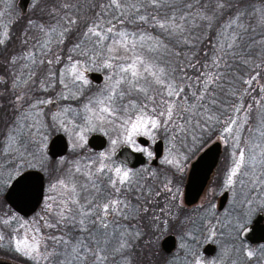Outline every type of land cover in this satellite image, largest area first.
<instances>
[{
    "label": "snow or ice",
    "instance_id": "snow-or-ice-1",
    "mask_svg": "<svg viewBox=\"0 0 264 264\" xmlns=\"http://www.w3.org/2000/svg\"><path fill=\"white\" fill-rule=\"evenodd\" d=\"M85 3L90 6L91 15L83 11L78 0H53L47 23L33 24L30 21V30L35 28L41 37H33L31 41L26 37L24 55L8 61L21 70L11 81L9 98L16 116L5 125L6 131L0 136V158L10 159L12 163L8 167L16 172L22 167L33 166L37 159L45 129L40 117L45 115V106L55 103L54 99L41 98L36 93H46L60 83L69 92L63 98L69 99L75 96L73 88L79 92L89 84L84 72L77 71L78 63L72 55L68 56L71 68L65 67L61 72L54 67L63 63L64 46L73 38L75 42L68 52L83 57L86 64L103 61L102 67L112 70L101 94L90 98L83 106L81 119L85 129L110 125L118 133L117 139L111 141L112 145L127 144L137 152L147 151L137 146V136H152L155 130L163 129L171 131L172 140L177 141L194 135L196 129L211 121L219 124L226 113L217 116L213 112L217 103L214 91L217 88L222 90L225 77L234 71L233 65L248 68L252 63L249 58L259 51L261 63L254 65V69L264 67V33L259 40L249 36L255 29L251 24H244L249 13L241 10L242 0H85ZM257 11L264 26V8ZM2 15L4 13L0 12ZM128 24L137 28L143 25L158 28L162 34L190 50L200 41L197 31H214L216 43L209 41L212 51L204 52L206 63L200 65L201 69L208 71L202 70L196 76L195 85H184V80L189 77L172 75L166 66L159 65L156 55H150H158L161 48L168 51L163 41L146 32L129 31ZM10 38L8 31L0 32V46H5ZM187 63L196 68L191 59H187ZM45 71L47 75H44ZM70 71L74 73L71 77ZM259 75L257 72L243 83L251 87ZM4 83L0 77V84ZM190 86L195 90L189 99L187 89ZM233 94H236L235 90ZM261 109L264 110V103H261ZM231 110L240 113L245 108L234 103ZM71 112V108H64L53 113L51 119L63 127L68 122L67 114ZM248 123L247 115L242 119L229 116L221 133L226 143L232 142L236 157L227 175L226 186L239 185L240 191L245 193L239 200L240 217L235 221L223 218L218 221L221 227L233 230L240 227L245 206L249 213L257 201L264 207V119L256 128H248ZM242 130L250 134L249 140L245 141L240 135ZM257 132L260 142L254 143ZM241 144L247 146L241 147ZM110 159L109 155L101 153L96 161L90 162L87 172L78 167L76 171L86 178L84 184L59 181L68 198L58 209H52L57 219L48 227L65 226L69 228L68 232L47 237L50 245L37 236L32 237L31 243L19 241L16 251L36 264L40 261L46 264H106L109 251L126 254L125 250L132 247V233L121 228L119 220L113 218L129 219L126 209L131 203L126 192H139L146 202L153 192L151 188L145 191L146 186L138 179L139 173L120 167L113 169L106 163ZM164 163L182 170L175 159L166 158ZM4 170V160L0 159V183L4 181ZM11 176L10 172L9 178ZM101 177H107L112 191L103 186ZM163 191L171 193L172 189L165 184ZM154 195L159 196L160 190ZM228 216L231 217L232 213L228 212ZM2 222L9 223L8 220ZM216 227L209 225L210 237L216 235ZM72 229L76 230V235L71 234ZM135 236L139 238L140 233ZM113 240L117 241L118 247H112ZM42 243L45 244L43 249L40 248ZM241 255L251 261L257 253L248 250L241 251ZM194 264H201L200 259H194Z\"/></svg>",
    "mask_w": 264,
    "mask_h": 264
},
{
    "label": "rangeland",
    "instance_id": "rangeland-1",
    "mask_svg": "<svg viewBox=\"0 0 264 264\" xmlns=\"http://www.w3.org/2000/svg\"><path fill=\"white\" fill-rule=\"evenodd\" d=\"M1 5L3 6L0 8V12H3L4 15L0 16V32L2 31H8V33H11V25L14 22V19L18 18L19 13L16 10V5L18 3V0H0ZM262 7L264 8V2L262 4ZM28 8L31 9V14L28 18H26V23L30 27V21L33 24H44L45 22V12L49 11L47 7H41L39 6V3L37 1H32L28 5ZM36 8V9H35ZM18 13V15H17ZM32 32L34 34H23L22 35V41L21 44L23 45V49H21V54L24 55L25 51V44L24 40L27 37L30 41L33 37H41V34L35 29L32 28ZM13 43L14 46L17 44ZM72 42H75L73 40ZM72 42H66V45L64 46V51L62 52V59L63 63H60L61 65H64L65 67L71 68V61L68 60V56L72 55L75 59V61L78 63L77 71H83L84 75L86 71H94L98 73H102L104 75V80L102 84L100 85H93L89 82L87 86H83L82 90L77 92L75 88L72 89V92L75 93L74 97H70L69 99H60L61 101L66 100L67 103L61 102L59 105V109L55 112L51 109V104L44 107L43 111L45 113L44 116L40 117L41 121L45 125L44 129V136L42 137V143L40 145V150L37 155V159L33 161V166H26L19 169V172L14 171L12 168L8 167L9 164L12 163L10 159L0 158L4 160L5 164V170H4V181L0 183V237L3 239H0L1 245L5 246L7 249H9V253L5 250L3 251V257L5 259H9L12 261L20 262L23 264H36V261L29 259L28 257L24 256L21 253H18L16 251V246L19 241L27 240L29 243L32 242V237L37 236L41 238L42 240H45L47 244H51L50 240H47V237L55 233L56 235H61L62 233H65L67 230L65 226H59L58 228H50L48 227V224L53 223L57 217L53 214L52 209H58L59 206L63 203L65 199L68 198V194L65 191L63 186L59 185V181L62 180H69L72 182V184H84L86 181L85 176H83L80 172H77L76 169L79 167L82 169L83 172H87L89 170L88 165L90 162L96 161L97 158L100 156L101 153H105L111 157L109 161H106L110 165L111 168L120 167L121 169H126L132 172L139 173V180H154L158 179L156 181V185L153 187L157 188L160 187L164 188L165 184H168V186L172 189L171 193H175L178 190L175 188V177L177 176V173L184 177L186 176V173L189 168V163L191 162V159L189 161L190 156L193 154L194 151H196L199 148L198 153L205 147H207L209 144H211L214 141H220L222 145V155L220 158V163L217 167L216 173L212 177V180L205 190V196H203V200L200 202V204L209 203V201L214 197H216V203L213 206L206 207L211 210L210 215L216 216V219L214 222L205 223L210 225H220L218 222L219 219H232L235 221L238 219L241 215L239 208V200L243 198L245 193H242L240 191L239 185H234L233 188H228L226 186V179L227 175L229 173V170L233 167V161L236 159V157L233 155L234 152V146L232 145L231 141H228L227 143L222 138V129L218 134H215L213 137L212 134V140H210L205 146H202L198 144L199 142L194 140V144H179V140L173 141L172 140V132L171 131H164L163 129L155 130L152 136H145L140 135L141 137L146 138L149 141V145L147 147H142L137 143V138L140 136H137L136 144L141 149H147V151H139L146 156L147 159L153 158V142L156 139H161L164 144V151L163 155L159 159V166L157 167H150L148 166H141L140 168L131 169L128 168L125 165L119 164L115 162L113 155L115 151L121 147L122 145H127L120 143L116 146H113L111 141L113 139H117L118 133L117 131L113 130L112 126L110 125H104L103 127H97L93 130H86L84 126V122L81 119V116L83 115L82 109L83 106L88 103V100L93 97H98L102 90L105 89L107 83H108V76L112 75L111 69H105L102 67L103 61H100L98 63H90L86 64L83 57L76 56L74 53H70L67 51V49H70L72 46ZM7 43V42H6ZM28 47H31V44L28 45ZM57 51H60L58 49ZM24 63H28L25 61ZM10 63H7L6 66L11 71L10 76L8 77V83L6 81L5 76L0 77L3 78L5 81V89H2L0 86V136L6 131L5 125L10 124L11 120L16 116V113L14 112L13 108L11 107V81L15 74L20 72V68H14L9 67ZM11 66V65H10ZM3 68H5L3 66ZM64 69H61V72ZM264 73V70L262 71ZM45 75V73H44ZM74 75L70 71L69 77ZM256 75V74H254ZM253 75V76H254ZM258 77V76H257ZM260 77H264L263 74L259 75ZM86 78V77H85ZM257 83L255 84V87L259 91L262 90L264 86V80L256 78ZM4 84H2L3 86ZM186 85V83H184ZM60 87L63 88V86L60 84ZM55 89V87H51L49 89V92H51ZM64 89V88H63ZM64 96L69 95L68 90L64 89ZM191 90V88H190ZM89 94H86V93ZM42 93V94H41ZM44 92H37L36 95L43 97ZM154 94V93H153ZM51 98V97H50ZM65 101V102H66ZM18 107V105H17ZM152 105L149 104V108H151ZM64 108H71L72 112L67 114V123L62 127L60 124L55 123L51 117L53 113H57L61 111ZM246 116L245 114L239 115L237 113L234 114V118L241 117V119ZM249 116V114H248ZM261 118H259V122L256 123V125H259L261 122ZM31 122V121H29ZM179 123V121H178ZM256 125H251L250 123L247 124L248 128H256ZM62 133L69 145V153L71 155L69 157H62L58 158L56 160H52L46 153L47 145L50 141V138L57 134ZM92 134H101L106 137L107 139V146L104 150L96 152L91 150L87 146V139ZM240 135L243 137L245 141L249 140V133L245 130H242ZM256 139L253 141L254 143H259V133H255ZM81 137H83L81 139ZM194 138V136H193ZM192 138V140H193ZM201 143V142H200ZM129 146V145H127ZM246 144H241V147H246ZM130 147V146H129ZM132 149V147H130ZM196 148V150H195ZM133 150V149H132ZM134 151V150H133ZM148 153H151V156L148 155ZM197 153V154H198ZM196 154V155H197ZM194 155V154H193ZM195 155V156H196ZM194 156V157H195ZM168 159H175L178 164L182 166V170H178L175 166L169 165L164 163V160ZM55 161V162H53ZM24 170H38L42 172L45 176V200L44 205L38 210V212L31 217L29 220H23L16 218L14 212L7 206L3 199V194L5 193V190L13 180L15 176H17L20 172ZM12 173L11 178H9V173ZM110 175H113V178H115L114 174L109 173ZM101 183L103 186L109 187V181L107 177H101ZM170 182V183H169ZM56 186V187H53ZM71 186V185H70ZM110 188V187H109ZM159 188V189H160ZM110 191L111 188H110ZM228 191L229 198L227 201V204L222 212H217L216 206H217V198L224 192ZM235 191V195H234ZM126 193H134V192H126ZM125 193V194H126ZM139 193V192H138ZM91 198V197H89ZM199 204V205H200ZM202 206V205H201ZM201 206H196L195 208L198 210ZM247 206H245V213L243 215V219L240 221V227L233 230L230 229L232 237H235L238 239V234L240 230L248 225L251 220L254 218V216L257 213L264 214V207L260 205V201L256 202V206L253 208V210L249 213L246 211ZM237 209V210H236ZM228 212L232 213V216H228ZM113 219L119 220L120 227L124 228L122 226L123 219H120L118 217H114ZM8 220L9 223L5 224L2 221ZM42 221V222H41ZM73 235V234H72ZM203 239V240H202ZM133 242L136 241V238L132 239ZM116 242V240H113ZM200 244H204L205 242H216V235L214 237H210L209 234V228H206L205 232L202 234V236L199 238ZM113 243V242H112ZM45 247V244H41L40 248L43 249ZM113 247V246H112ZM118 247V245L116 246ZM238 250V249H237ZM252 250L257 253V255L252 259L258 262L256 264H264V251L262 246L258 247H250L247 244H243L242 247L239 248L238 251H248ZM232 252V251H230ZM116 255H119V258H116ZM242 256V255H241ZM243 257V256H242ZM200 259L201 264H221L223 262H228L231 264V255L227 253L223 248L219 247V250L217 249L216 254L212 257H203L199 255L198 253L195 254L193 258V264L194 259ZM119 259V260H117ZM243 260L246 261L245 264H252V260L248 261L246 257H243ZM40 264H46L45 261H40ZM106 264H138V259L135 261H130L129 259H125L124 256L121 257V254L119 253H113L109 251L108 253V260ZM233 264V263H232Z\"/></svg>",
    "mask_w": 264,
    "mask_h": 264
},
{
    "label": "flooded vegetation",
    "instance_id": "flooded-vegetation-1",
    "mask_svg": "<svg viewBox=\"0 0 264 264\" xmlns=\"http://www.w3.org/2000/svg\"><path fill=\"white\" fill-rule=\"evenodd\" d=\"M46 67L47 66L45 65V68ZM54 67L56 69H59L60 71L61 69L65 68V66L61 64H56ZM90 72H94V71L85 72L86 79H88L87 74ZM45 75H47L46 71H45ZM88 81L92 83L93 85H100V84H96L90 79H88ZM64 91L65 90L60 87V83H56L55 89L53 88L51 92L48 91L46 93L45 92L43 93V97H51L52 99L55 100V103H54L55 107H53V105L51 104L52 111L56 112L59 109V105L61 104V102L67 103L66 100H63V101L60 100L61 98L63 99ZM86 94H89V93L87 92ZM57 134H62V133H57ZM205 148H203L196 156L193 154L190 156L191 158H189V161L191 159V162L189 163V168H190L191 163L196 159V157ZM152 150H153V147H152ZM222 151L223 150L221 147V153H220L218 164L215 167L203 193L201 194L198 201L194 205L188 206L184 201V185L187 180L189 168H188V171L185 177H184V174L183 176H181L177 173V176L175 177L174 185H175L176 190L178 191L175 193L163 192L162 188H160L159 189L161 190L160 195L155 196L153 194V196L148 197V202H146L144 198L140 197V193L138 192L125 194L131 203V207L126 209L129 219L123 220L122 226L128 229V231L132 233V238H131L132 247L130 249H126L125 250L126 254H121V257L124 256L125 259H129L130 261H135L136 259H138V264H193V258L196 253H198L199 255L205 258L206 257L208 258V257H212L213 255H215L217 249L219 250V247H221L227 253L231 255V259H229L231 261V264L232 263L233 264H245L246 261L243 260V257L241 256L240 251H238L239 248L242 247L244 243L250 247L262 246L263 251H264V244L251 245L250 243L241 239L240 237L242 230L248 225H250L253 219L259 213H257L254 216V218L251 220V222L248 225H246L240 230L238 234V239L230 236L231 231L229 228L221 227L220 225H217L216 242H213V243L205 242L204 244H201L199 246L200 244V241H198L199 238L205 232L206 228H209V225H210V224L206 225L205 223L214 222L216 219V216L210 215L211 210L206 208V207L215 205L216 197L215 198L213 197L207 204L206 203L200 204V202L203 200L202 198L203 196H205L204 195L205 190L209 186L212 180V177L216 173L217 167L220 163ZM119 164H122V163H119ZM143 166H148V164L146 163ZM157 166H159V161H158ZM26 171H29V170H24L20 172L17 176L13 178V180ZM44 180H45V176H44ZM45 187L46 186L44 185V193H43V198H42L40 205L38 206L36 211L29 216H23L19 214L14 209H12L6 203L5 200L4 201L7 204V206L14 212L16 218L23 219V220H29L44 205L43 203H44L45 195H46ZM225 192H227V200H226V203L223 209L219 210L218 209L219 200H220V197ZM4 194H3V199H4ZM228 198H229L228 191H224L217 198V206H216L217 212H222L224 210L227 204ZM197 205L198 206L202 205V206L200 207V209L197 210L195 208ZM145 208L148 209L147 212L144 211ZM262 215L264 216V214ZM66 229L67 230L65 231L68 232L69 228L67 227ZM137 232L140 233L139 238H136L135 236V233ZM71 234L76 235L77 234L76 230L72 229ZM167 237H172V242L169 244L167 243L164 246V240ZM134 238H136L135 242H133L132 240ZM112 242H113L112 246L113 248H115L118 245V243L117 241L116 242L112 241ZM182 244L184 245V247H181ZM207 246H211L214 248L211 254H208L206 252L205 249ZM4 250L8 253L10 252L9 249H7L5 246H2L0 242V261H7V262L15 263V264H23L20 262H16L15 260L12 261L9 259H5L2 256L3 255L2 253ZM119 257H120L119 255H116V258H119ZM257 262L258 260L257 261L252 260V264H256ZM221 264H229V263L223 262Z\"/></svg>",
    "mask_w": 264,
    "mask_h": 264
},
{
    "label": "trees",
    "instance_id": "trees-1",
    "mask_svg": "<svg viewBox=\"0 0 264 264\" xmlns=\"http://www.w3.org/2000/svg\"><path fill=\"white\" fill-rule=\"evenodd\" d=\"M32 1L37 0H30V3ZM78 2L82 5L83 11L86 12L88 15H91V12L89 11V5L85 3V0H78ZM264 0H242L243 7L242 11H247L249 14L244 18V24L249 25L251 24L252 28L255 29V31H250L249 36L254 37L255 39L259 40L261 38V33H264V26L260 23V13L257 11L258 9H262V4ZM39 6L41 7H47L48 10H50L53 7V0H38ZM3 6L0 3V8ZM31 9L28 8L25 15L21 13L18 6L16 5V10L19 13L18 18L14 19V22L11 25V33H10V39L7 41L5 46H0V74L1 76H5L6 81L8 83V77L10 76L11 71L8 69L6 64L8 63L9 59L12 57H19L22 56L21 49H23V45L21 44V39L23 34H34L32 31V28L30 30V27L26 23V18L29 17L31 14ZM36 9V8H35ZM199 9H194V11H197ZM17 13V15H18ZM45 22L49 21L48 17V11L45 12ZM225 20L227 17L224 18ZM127 29L129 31H139V32H146L148 35L153 36L154 38H158L167 46L168 51H164L163 48L159 50V54L151 53L150 55H156L157 56V62L161 67H167L168 71L177 77L183 78L184 76L189 77V79L184 80V83L186 85H195L196 76L203 70L208 71V69H201L200 65L206 63L204 60V52H210L212 51V48L210 46L209 41H211V44H215L217 37L215 36L214 31H208L207 29L203 31H197L196 35L200 37V41L197 42V45L195 48H192L191 50L189 47L179 43L178 41L172 40L167 36V34H162L161 31L156 28L153 29L152 27L148 25H143L139 28L137 26L128 24ZM218 31V29L216 30ZM246 40L248 37L245 38ZM75 40V38H73ZM17 44L14 46L13 43ZM70 43V42H69ZM258 47V46H257ZM187 59H191L192 63L196 65V68L189 66L187 63ZM252 63L248 68H245L244 66L237 67L236 65H233L234 71L225 77V80L222 83V90L221 88H217L214 91V95L216 98L217 103L213 107V112L215 115L220 116L221 113H226L223 118L221 119V122L217 124L215 121H211L207 124V126H202L201 128H198L195 130L194 135L190 134L187 136V138H181L179 140V144H195L197 141L198 144L202 146H205L210 140H212V134L213 137L215 134H218L224 122L228 119L229 116H234L235 113L232 112V106L235 103L236 105H244L245 110L237 113L239 115L245 114L248 116L249 114V123L253 126L256 125V123L259 122V118L264 119V110L261 109V103H264V86L261 91L255 87V84L257 81H254L252 86L250 87L247 84H244L243 81L250 78V76H253L257 72L260 74L264 73L262 72L264 70V67L259 69H254V65L261 63V57L260 52L257 51L256 54L253 57L249 58ZM11 65V64H10ZM9 67H13L12 65ZM3 66L5 68H3ZM223 67V66H222ZM175 69V71H173ZM254 69V70H253ZM237 77L241 79L234 80L233 78ZM258 79L264 80V77H257ZM2 89H5V86L7 84L4 83L0 84ZM191 88V90H190ZM189 92V99L190 94L192 91L195 90V87L190 86L188 89ZM235 90L236 94H233V91ZM248 106H251L249 108ZM241 118V117H238ZM259 125H256L255 127H258ZM194 136V138H193ZM193 138V140H192ZM194 140L196 143H194ZM201 142V143H200ZM196 150V148H195ZM199 151V148L193 152L194 155H196ZM71 153L68 152L66 157H69ZM55 162V161H53ZM158 179H152V180H140V183L145 185V191L148 190V188H151L153 194L159 190L160 187L155 188L153 187L156 185V181ZM105 188L110 191V188L106 185ZM161 191V190H160ZM136 192V191H134ZM165 192V191H163Z\"/></svg>",
    "mask_w": 264,
    "mask_h": 264
},
{
    "label": "water",
    "instance_id": "water-1",
    "mask_svg": "<svg viewBox=\"0 0 264 264\" xmlns=\"http://www.w3.org/2000/svg\"><path fill=\"white\" fill-rule=\"evenodd\" d=\"M29 3L30 0H18L17 6L23 15L26 14ZM87 77L96 84L103 82V74L101 73L90 72ZM52 105L55 107V104ZM137 143L142 147L149 145V141L141 136L137 138ZM87 146L93 151H102L107 146V139L101 134H92L87 139ZM221 147L220 141L212 142L191 163L184 185V201L188 206L194 205L203 193L218 164ZM163 148V141L156 139L153 142V158L147 160L141 152H135L129 146L122 145L115 151L113 157L115 161L131 169H136L146 163L149 166L156 167L163 154ZM68 149L66 137L63 134H56L50 139L46 153L52 160H56L66 156ZM44 185V175L41 172L37 170L26 171L10 183L4 194V200L19 214L29 216L36 211L42 201ZM226 200L227 192L220 197L219 210L223 209ZM240 237L251 245L264 244V216L262 213H259L252 223L242 230ZM171 242L172 237H167L164 240V246ZM205 250L208 254H211L214 248L207 246ZM0 264L15 263L0 261Z\"/></svg>",
    "mask_w": 264,
    "mask_h": 264
}]
</instances>
